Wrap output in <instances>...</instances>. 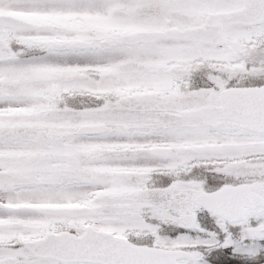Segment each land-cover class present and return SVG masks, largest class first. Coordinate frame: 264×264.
<instances>
[{
    "label": "snow or ice",
    "instance_id": "snow-or-ice-1",
    "mask_svg": "<svg viewBox=\"0 0 264 264\" xmlns=\"http://www.w3.org/2000/svg\"><path fill=\"white\" fill-rule=\"evenodd\" d=\"M0 264H264V0H0Z\"/></svg>",
    "mask_w": 264,
    "mask_h": 264
}]
</instances>
